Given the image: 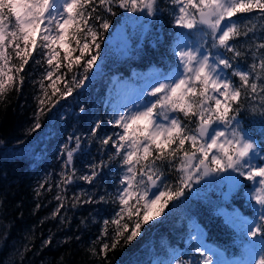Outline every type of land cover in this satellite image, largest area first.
<instances>
[{"label":"snow or ice","instance_id":"1","mask_svg":"<svg viewBox=\"0 0 264 264\" xmlns=\"http://www.w3.org/2000/svg\"><path fill=\"white\" fill-rule=\"evenodd\" d=\"M120 10L136 14L137 19L167 11L180 31L175 32L171 48L176 63L167 72L154 74L147 85L150 91H135L110 114L108 124L115 131L100 144L111 145L114 151L108 162L123 170L115 192L97 200L81 190L72 203L74 208L77 203L111 200L118 206L110 220H103L93 244L109 236L110 242L106 239L99 253L92 247L91 253L107 264L108 252L121 241L124 246L132 244L146 225L164 216L194 185L211 177L235 186L240 177L251 185L249 199L259 206L258 221L240 220L243 234L251 238L246 246L259 254L258 260L247 264H264V121L259 133L250 135L241 120L248 109L264 118V0H0V101L13 89L20 90L21 73L33 52L41 49L48 67L39 81L41 95L29 134L41 129L43 115L90 81L89 73L101 56L103 34ZM241 56H250L252 63L242 67ZM101 126L102 121L95 123L92 137ZM74 139V147L63 146L62 167L69 171L60 173L58 186L70 185L74 178L94 186L108 163H91L86 166L90 171L77 177L74 154L81 150V137ZM168 172L176 173L174 183L168 182ZM81 196L86 199L81 201ZM55 199L60 204L53 216L64 207L63 195ZM191 238L197 241L195 252L201 260L176 259L174 264H219L211 252L205 254L202 233ZM51 243L46 239L41 248Z\"/></svg>","mask_w":264,"mask_h":264},{"label":"trees","instance_id":"2","mask_svg":"<svg viewBox=\"0 0 264 264\" xmlns=\"http://www.w3.org/2000/svg\"><path fill=\"white\" fill-rule=\"evenodd\" d=\"M127 17L123 10L111 17L112 27L103 34L101 56L89 73L90 81L82 90L77 89L73 96L61 100L50 113L43 115L41 129L29 134L35 119L37 98L41 95L39 81L48 67L39 54L41 49L33 52V58L21 73L24 83L20 90L13 89L0 101V264H105L104 258L93 255L90 249L95 247L99 253L101 244L106 239L110 242L109 236L93 244L100 237L103 220H110L118 206L111 200L107 203H77L74 208L72 203L81 190L97 200L100 195L114 193L123 171L118 163L108 162L109 154L114 151L111 145L100 144L101 139L115 131L108 124L113 110L110 100L112 76L131 78L133 71L144 72L156 65L167 70L164 59L175 63L171 48L177 29L167 11L155 17L153 34L134 39L124 49L123 58L113 55L114 47L110 43L117 41L116 32L122 30L120 36L124 39L131 34ZM36 60L42 63L37 64ZM238 62L247 67L252 60L250 56H241ZM234 80L238 83V78ZM44 83L47 85L50 81ZM58 86L63 87L62 84ZM241 120L248 125L252 135L259 133L264 118L248 109L241 113ZM97 121H102V126L97 136L92 137L91 129ZM69 136L73 137L72 141L68 140ZM75 136L81 137V150L74 154L77 177L88 173L90 169L86 166L91 163L103 160L108 166L102 169L101 178L95 181L94 186L74 178L72 184L61 188L58 186L61 183L60 173L69 171L62 167L66 159L62 149L66 143L69 148L74 147ZM166 174L168 182L174 183L176 173ZM208 182L206 178L193 186L191 192L186 191L185 197L174 202L175 206L170 205L164 216L146 225L142 235L132 244L124 246L121 241L114 251L108 252L107 264H162L164 257L177 250L180 260L199 261L189 239L192 221L203 229L206 241L226 255H244L245 236H241L224 218L221 210L235 206L258 221L257 213L245 194L251 185L243 179L240 186L225 199L218 187ZM41 184L44 186L40 187ZM57 194L64 196V207L60 208L57 216H53L60 204L55 199ZM80 199L83 201L86 197L81 196ZM111 232L110 227V235ZM49 238L52 243L41 248L42 241Z\"/></svg>","mask_w":264,"mask_h":264},{"label":"rangeland","instance_id":"3","mask_svg":"<svg viewBox=\"0 0 264 264\" xmlns=\"http://www.w3.org/2000/svg\"><path fill=\"white\" fill-rule=\"evenodd\" d=\"M155 21H156L155 17L146 18V19H137L136 14L128 13L126 23L131 29V31H130L131 34H130V36L126 37V39H124L125 37L120 36L123 34L122 30H120L119 33L116 32L115 38L117 39V41L114 42V40H112V42L110 43L114 47L113 48L114 54H113V52H111V53L113 55H116L117 58H123V56L125 54L124 49H126L129 45H131L132 41L134 39L139 40L143 35L153 34V32H154L153 23ZM145 25H147V27H145ZM176 31H180V29H177ZM174 60H175V58H174ZM164 63L166 65H168L167 70H164L159 65H156V66H153V67L147 69V71H144V72L143 71H138V72L133 71L131 78L119 79V78H117L116 75H113L112 76L113 85L111 87L112 91H111V96H110V100H112L111 101L112 102L111 103L112 108L117 107L126 98L132 96L135 93V91H137L141 88H144L146 91H150V89L147 88V85L151 83V81L154 77V74L158 71L167 72L169 70V68L174 64L173 62L169 61V59L168 60L164 59ZM175 63H176V61H175ZM144 99H152V98L146 96V97H144ZM223 175H227V174H223ZM233 175H235V174H233ZM217 179L218 178H215L214 180L211 177L207 178L208 181H211L208 183H210L212 186L218 187V190L220 192H222V194L226 189L227 182H230L228 196H230L232 194L233 190L235 188L239 187L241 182L243 181V178L238 177V179L240 180V183L233 186V183L229 180H220V179L217 180ZM250 190H251V187H249V189L245 190L247 200H248V202H251L255 213H257V216H259V206L255 204V201H252L249 199L248 193L250 192ZM221 212H222L224 218L227 219V221L229 223H231L233 225V227L239 231V234L241 236H245L243 234V228L240 226L241 218H245L249 221H256L254 219L249 218L240 209H238V207H235V206H233L231 209H223V210H221ZM192 222H193V224H192V235L189 237V239H191L193 242L192 247H193L194 251H195V247L197 245V241L192 239L191 237L199 231L200 233H202L203 244L206 246L203 249L205 251V254H208L209 252H211L213 254L214 261L219 262V264H224V262H228V264H240L241 261H244L247 264V262H250L252 259H256V260L259 259L258 250L250 249L249 247L246 246L247 242H249L251 240V238L245 236L246 240L244 241V246H245L244 255L229 257L222 250H220L218 247L207 242L205 239V233H204L203 229L198 224H196L195 221H192ZM187 256H188V254H187ZM179 257H180V254L178 253V250H177V251H174L170 256L164 257L161 260V262H162V264H174V261L176 259H179ZM197 257H199L198 260H201L199 253H198Z\"/></svg>","mask_w":264,"mask_h":264},{"label":"water","instance_id":"4","mask_svg":"<svg viewBox=\"0 0 264 264\" xmlns=\"http://www.w3.org/2000/svg\"><path fill=\"white\" fill-rule=\"evenodd\" d=\"M229 187H230V182H227L226 189H225V191L222 194L224 198H227L228 197Z\"/></svg>","mask_w":264,"mask_h":264}]
</instances>
